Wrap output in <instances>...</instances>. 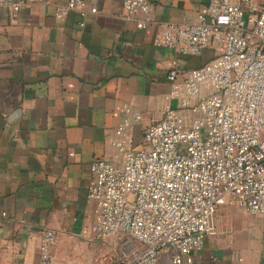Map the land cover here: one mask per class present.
Segmentation results:
<instances>
[{"label":"crops","instance_id":"0c3cea01","mask_svg":"<svg viewBox=\"0 0 264 264\" xmlns=\"http://www.w3.org/2000/svg\"><path fill=\"white\" fill-rule=\"evenodd\" d=\"M13 1L22 2L15 16L0 8V264H38L47 229L56 235L53 264H87L75 239L98 240L87 197L92 161L114 152L125 108L141 115L129 129L132 145H140L169 102L172 60L193 68L216 49L194 56L154 45L153 27L123 17V0H84L96 13L63 17L55 6L66 0ZM151 2L157 20L183 23L208 0ZM214 223L192 264H264L261 217L220 205Z\"/></svg>","mask_w":264,"mask_h":264},{"label":"built area","instance_id":"2783aa9c","mask_svg":"<svg viewBox=\"0 0 264 264\" xmlns=\"http://www.w3.org/2000/svg\"><path fill=\"white\" fill-rule=\"evenodd\" d=\"M208 0L183 23L159 21L151 0H123V17L153 27L152 43L184 55L213 57L167 73L168 99L160 118L132 145L141 115L125 108L109 157L94 159L87 197L91 231L111 235L119 255L93 264H192L206 236L216 233L220 205L264 220V6L252 0ZM21 1L0 0L11 15ZM96 13L84 0H66L55 15ZM54 230L43 231L38 264H53ZM164 256V262H162Z\"/></svg>","mask_w":264,"mask_h":264},{"label":"rangeland","instance_id":"374dc122","mask_svg":"<svg viewBox=\"0 0 264 264\" xmlns=\"http://www.w3.org/2000/svg\"><path fill=\"white\" fill-rule=\"evenodd\" d=\"M75 242L79 246L84 247L85 250L84 257L86 258L87 264H91L95 260V258H99L104 255H106V257H115L114 255L120 252L118 243L115 241V238L111 235L105 236L103 240L98 239L95 242H91L83 238H76ZM106 248H108L107 252L105 251L103 254L97 257L95 256L92 257L93 255L91 254H93L92 253L93 249H106Z\"/></svg>","mask_w":264,"mask_h":264}]
</instances>
